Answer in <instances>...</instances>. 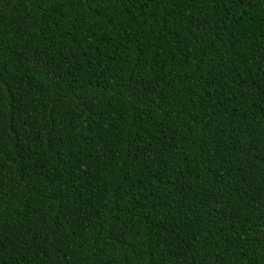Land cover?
<instances>
[{
  "label": "trees",
  "instance_id": "obj_1",
  "mask_svg": "<svg viewBox=\"0 0 264 264\" xmlns=\"http://www.w3.org/2000/svg\"><path fill=\"white\" fill-rule=\"evenodd\" d=\"M0 264H264V0H0Z\"/></svg>",
  "mask_w": 264,
  "mask_h": 264
}]
</instances>
